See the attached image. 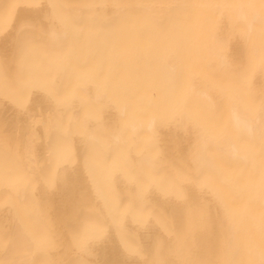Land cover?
Returning a JSON list of instances; mask_svg holds the SVG:
<instances>
[{
	"label": "bare ground",
	"instance_id": "bare-ground-1",
	"mask_svg": "<svg viewBox=\"0 0 264 264\" xmlns=\"http://www.w3.org/2000/svg\"><path fill=\"white\" fill-rule=\"evenodd\" d=\"M0 264H264V0H0Z\"/></svg>",
	"mask_w": 264,
	"mask_h": 264
},
{
	"label": "clouds",
	"instance_id": "clouds-1",
	"mask_svg": "<svg viewBox=\"0 0 264 264\" xmlns=\"http://www.w3.org/2000/svg\"><path fill=\"white\" fill-rule=\"evenodd\" d=\"M251 28V25H249ZM201 96H206V94L201 93ZM230 119L233 128L240 134L247 136L249 138L253 137L256 132L255 124L251 119L246 117L239 108H233L230 112ZM154 125V121L149 122L148 128L151 129ZM227 153L234 160H242L245 158L244 151L242 147L238 144H230L227 147Z\"/></svg>",
	"mask_w": 264,
	"mask_h": 264
}]
</instances>
